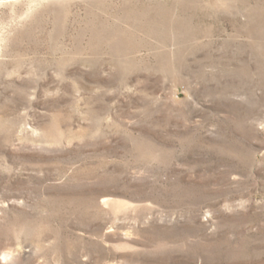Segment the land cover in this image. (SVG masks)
Here are the masks:
<instances>
[{
    "label": "rangeland",
    "instance_id": "rangeland-1",
    "mask_svg": "<svg viewBox=\"0 0 264 264\" xmlns=\"http://www.w3.org/2000/svg\"><path fill=\"white\" fill-rule=\"evenodd\" d=\"M0 264H264V0H0Z\"/></svg>",
    "mask_w": 264,
    "mask_h": 264
}]
</instances>
